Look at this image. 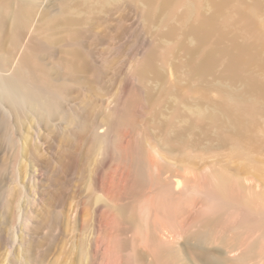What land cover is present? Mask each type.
Returning a JSON list of instances; mask_svg holds the SVG:
<instances>
[{
    "label": "rangeland",
    "instance_id": "1",
    "mask_svg": "<svg viewBox=\"0 0 264 264\" xmlns=\"http://www.w3.org/2000/svg\"><path fill=\"white\" fill-rule=\"evenodd\" d=\"M21 5L34 8L30 30L56 17L60 19L55 28L59 37H64L72 28L87 31L81 48L100 70V79L92 83L66 79L72 91L61 100L63 112L83 116L91 108L94 120L100 125L102 115L127 104V117L131 122L119 126L101 147L92 137L80 140L78 152L82 160L77 166L59 136L62 129L68 132L75 125L70 126L59 115L49 126L38 116L39 124H33L31 110L9 97L0 86V264H31L29 255L34 256L38 264H122L128 250L123 253L115 244L119 249L116 250L114 242L108 239L111 232L117 234L116 227L126 230L123 225L127 226V239L137 236V249L146 252L148 262L152 260V252L146 243L142 244L143 235L147 227L159 226L162 228L159 238L180 244L179 248L185 251V254L180 252L182 260L178 264H242L245 260L246 264H264V230L237 237L228 228L229 223L235 221V215L227 220V227L223 225L208 233L209 238L207 235L203 238L205 241L193 237L207 211L204 193L220 181L227 182L236 197L255 203L254 206L264 212V146L258 144L260 147L251 149L253 163L246 164L245 158L237 157L241 147L235 143H220L213 129L207 134L194 129L185 135L184 147L169 148L164 137L171 131L163 132L158 127L159 122L174 112L178 113L174 120L176 126H184L190 119L213 111L225 91L236 92L241 85L232 86L217 73L208 75L205 80L188 78L183 66L187 54L183 49L162 66L160 78L148 80L145 86L140 84L131 75L135 63L151 44L165 47L173 42L163 35L168 25L167 11L159 12L156 20L147 24L143 18L145 5L140 0L101 3L97 0H10L5 11L7 35L14 27V13ZM262 29L264 39V20ZM185 42L191 45L192 36H186ZM65 46V41L56 46L58 56ZM1 54L9 60L8 65L12 64L5 69L6 74H10L16 58L8 57L5 51ZM46 62L52 63L48 58ZM147 89L156 97L152 106L143 101ZM263 127L264 116L259 119L257 134L260 137ZM99 131L104 132V128ZM139 143L152 173L181 184L182 191H177L181 192L176 200L178 206L176 202L171 205L169 214L156 207L154 188H147L138 196L130 194L132 160L140 151ZM95 184L97 191L93 190ZM148 190L153 191V195H147ZM108 193L111 196H107ZM150 198L154 209L150 208ZM117 204H130L134 208L135 225L121 224V220L115 218L117 214L110 206ZM100 213L110 214L108 222L111 224L105 226L98 217ZM105 228L112 229L108 231V238L104 237L107 236ZM191 246H195V252ZM200 249L211 251L209 261L200 262Z\"/></svg>",
    "mask_w": 264,
    "mask_h": 264
},
{
    "label": "bare ground",
    "instance_id": "2",
    "mask_svg": "<svg viewBox=\"0 0 264 264\" xmlns=\"http://www.w3.org/2000/svg\"><path fill=\"white\" fill-rule=\"evenodd\" d=\"M97 1L98 3L104 2V0ZM130 1L136 2L139 0ZM140 1L145 5L143 18L147 24L156 20L159 12L167 11L168 25L163 35L167 36L166 39L169 37L173 40L171 44L165 47L157 43L151 44L144 55L135 63L132 67L131 75L140 84L145 86L148 80L160 78L163 74L162 66L179 49H183L187 54V59L184 60L183 66L186 69V76L188 78L197 77L200 80H205L208 75L217 73L223 78L222 81H228L232 86L236 84L241 85V88L236 92L225 91L226 93H223L221 100L215 104L213 111L190 119L184 126H176L174 120L178 117L177 112H174L171 117L165 120H160L161 122L158 123V127L163 132L171 131L170 134L165 133L164 141L170 145L169 148L171 146L184 147L186 145L184 140L185 135L194 129H199L205 134L213 129L220 143L237 144L241 147V150H237V152L239 151L238 153L236 152L237 157L245 158L246 164L247 162L253 163L250 155L251 149L257 146L260 147L258 144H261V147L264 146V127L262 129V136L260 137L257 134V130L260 129V126L258 129L259 119L264 116V39L262 29L264 0ZM9 2L10 0H0V86L9 97L19 101L20 104L31 110L34 114L31 119L32 123L39 124L38 116L41 120L46 121L49 126L52 119L59 115L68 121L70 126L75 125L74 127H70L68 132H64L62 129L63 132L59 136L66 144L68 151H71L70 154L78 166L82 160L78 152L80 140L92 137L98 146L105 145L106 140L115 133L119 126L121 127L131 122L129 117H127L126 107L128 105L124 104L121 108L117 106L102 115L100 125L94 120L93 113L90 110L91 108L87 109L83 116L74 113L70 115L65 114L61 108V100L72 91L66 79L86 83L98 82L100 79V70L92 64L86 55L87 52H84L81 48L82 38L87 31L81 28H72L64 37H59L57 35L58 31L55 32V28L56 25L59 26L58 22L60 19L56 17L50 18L42 26L30 30L28 27L33 19L34 8L29 5H21L14 13V27L9 35H7L5 11ZM207 8L208 11H206ZM6 13H8V10ZM62 17L61 21L64 18ZM67 28L69 27L67 26ZM28 32L30 36L27 39L26 35ZM189 35L193 39L191 45H187L185 42V37ZM25 38L27 41L24 40ZM61 41H65L66 46L64 48L62 47L61 53L58 56L56 46ZM3 51L7 53L8 57L16 58L13 61L15 62V66L13 64L14 68L11 67L13 71L10 74H6L5 72V69L10 64L8 65L7 61L9 60L5 59L6 56L4 58L2 57L3 55L1 53ZM46 58L50 59L52 63H47ZM89 74L91 75L87 77ZM155 99L156 97L147 89L146 94L143 96V101L146 105L152 106ZM55 128H58V126ZM100 128H104V132H100ZM138 148L140 149V154L135 155L132 160V186L129 189L130 194L138 196L145 189L154 188L156 207L163 210V213L169 214L172 212V210L170 211L172 209L170 206L176 202L178 197H181V192L178 193L181 189V184L166 180L161 175L152 173L144 160L145 156L142 154L144 150L141 143L138 144ZM21 158L23 157L21 156ZM94 189L96 191L98 190L96 184ZM149 192H146V194L148 193L147 195L149 196L150 194L153 195V191L152 193L151 191ZM109 194L111 193L106 195L111 196ZM204 198L207 202V211L199 223V230L193 237L203 239L216 228L222 227L223 225L227 227L226 225L229 223L227 220L234 215L236 216L235 221L229 223L230 226L228 228L237 237L245 234L249 235L257 230H264V212L257 209L256 207L258 206H254L255 203L253 204V202L242 197H236L227 182L220 181L212 187H208L204 193ZM151 200L152 198H150V202ZM109 201H112V199ZM151 205L150 208L153 207ZM110 207L117 214L115 218L119 221L121 220V224L135 225L136 212L130 204H117L115 206L111 205ZM182 207L184 208V206ZM173 208L175 209L176 205ZM173 212L175 211L173 210ZM13 215H16L15 207ZM169 216L167 215V217ZM98 217H100L101 222L105 226L111 224L110 221L108 222V220H111L109 219L111 217L110 214L102 213ZM112 223H114L113 220ZM123 226L126 230L121 226L116 227L117 229L115 228L117 234L111 232L109 235L108 231L112 229L108 231L107 229L110 227L105 228L107 232H104V235L107 234L104 237L108 238L109 235L110 239L108 241L114 242V246L118 244L117 248H120L123 253L132 248L129 254L127 251V255L125 253V256H122V264H178L182 260V254L180 252L183 251L185 254V251L179 248L180 244L169 243L159 238V231L162 228L158 226L154 227V229L147 227V233L143 235L145 242L143 241L142 244L146 243L152 252V260L150 261L149 259L148 262V257H145L147 255L146 252L144 254L141 248L140 250L137 249L139 245L136 244L135 237L137 236H133L134 238L130 240L129 238L127 239V236L125 237L128 233H125L127 226ZM94 237H92V240ZM105 241L107 244L109 243L107 240ZM202 241L205 240L203 239ZM183 245L185 246V244ZM109 246L113 245L110 244ZM191 247L195 252V246ZM117 248L115 246V249L119 250ZM210 252L208 249H200V262L203 261L204 263L208 260L211 256ZM109 253L110 251L107 254ZM252 255L250 256L251 258ZM28 259L31 264H38L34 256L29 255ZM208 261L207 263H209ZM243 262L246 264L245 262L247 261L245 260Z\"/></svg>",
    "mask_w": 264,
    "mask_h": 264
}]
</instances>
